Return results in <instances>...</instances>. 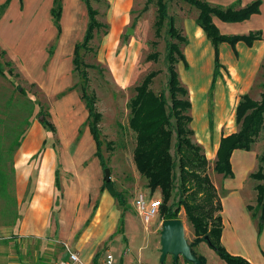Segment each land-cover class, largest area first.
<instances>
[{
  "label": "rangeland",
  "instance_id": "1",
  "mask_svg": "<svg viewBox=\"0 0 264 264\" xmlns=\"http://www.w3.org/2000/svg\"><path fill=\"white\" fill-rule=\"evenodd\" d=\"M146 1H91L92 7L98 12L97 19L107 24L108 28L106 32L101 30L95 34L90 43L91 52L79 51L83 62L91 66L85 69V77L74 72L71 63L72 46L82 41L88 21L80 2L78 16L75 14L76 24L67 29L71 40L63 45L61 61L54 58L58 41L50 42L55 36V28L45 16L35 25H29L30 20L27 17L18 19L15 15L16 35L10 38L4 36L0 40L1 48L7 51L2 54L0 48V73H3L0 74V155L4 159L6 172L9 173L13 166L18 149L15 143L27 133L32 124L41 121L42 118L38 114L40 111L49 113V120L52 122L54 113L60 110V105L66 103L71 106L72 115L77 120H82L86 116L84 102L79 99L82 88L87 95H95L96 111L102 116L99 131L105 168L110 170L114 190L122 193L126 199L127 210L125 216H122L118 235L101 245L97 252V260L110 253L114 258L113 264H128L137 260L146 264H160V231H155L159 213L156 219L146 225L136 214L132 202L138 192L161 201L162 197L159 191L151 194L146 180L135 170L132 161L134 134L127 127L129 101L135 94V86L152 71H159L151 85L154 92L163 91L167 80L164 29L162 37L157 38L154 31L156 7L151 4L143 11ZM16 2L18 5V0ZM64 2L66 8H73L76 0ZM165 2L169 15L175 18L177 26L182 29V35L187 39V45L182 48L186 66L179 62L176 65V73L179 82L188 92L191 104L192 140L208 160L209 175L225 201L226 213L234 215L241 211L254 212L255 187L258 182L252 179L251 175L257 171L258 157L264 151L262 134L250 150L237 149L232 152L231 178L216 174L213 171V163L221 137L238 129L235 113L241 97L247 95L254 101L260 99L261 85L264 82V57L254 61L250 50L252 46L248 47L243 43L246 47L244 46L238 54L236 45L233 48L227 43H222L223 46L220 44L221 48L219 45L217 50L222 68L214 80L216 52L203 30L196 24L198 11L181 0ZM235 2L223 5L209 1L212 6L223 8ZM242 3L240 0V5H236V8L243 6ZM72 15L69 14V18ZM62 31L64 37L66 27H63ZM223 34L230 35L226 32ZM61 37L62 35L59 39ZM46 51L53 54L52 58L40 68ZM151 52L158 54L156 61L148 60ZM9 62L11 65H7ZM40 70L44 73L51 71L50 76L47 74L41 78ZM61 70L66 73V81H62L63 77L56 76ZM70 98L72 101L68 102ZM69 118L65 116L64 120L68 121ZM64 120L58 121L63 131L67 129ZM67 126L69 127V124ZM107 143H110L108 148ZM103 183L102 172L101 184ZM175 195L173 191L168 205L176 200ZM248 204L252 210L248 209ZM3 207L4 202L0 198V211ZM177 219L183 221L185 238L189 244L192 243V228L183 210L178 213ZM64 250V245L57 242L53 236L37 241L0 239V264H55L66 258ZM193 251L203 261L206 259L200 252H209L217 257L205 242L193 246ZM172 260L171 256H167L163 264H171ZM178 261L182 262L183 259L178 258Z\"/></svg>",
  "mask_w": 264,
  "mask_h": 264
},
{
  "label": "trees",
  "instance_id": "2",
  "mask_svg": "<svg viewBox=\"0 0 264 264\" xmlns=\"http://www.w3.org/2000/svg\"><path fill=\"white\" fill-rule=\"evenodd\" d=\"M91 1L81 0L85 6L88 21L82 41L74 46L72 58L73 71L82 77L86 75L85 69L91 68V66L83 62L79 51L91 52L90 43L95 34L101 30L106 32L108 28L107 24L101 23L97 19L98 12L92 7ZM181 1L198 11L196 24L203 30L216 52L214 80L220 74L219 69L222 68L217 57L220 44L227 43L234 48L238 42H242L251 47L255 41L264 40L260 30L250 31L243 35L221 34L213 22V18L224 23L247 21L251 16L260 14L261 0H254L239 8H236V5H240V0H236L233 5L226 8L212 6L209 0ZM151 4L156 7L155 36L161 38L164 29L167 80L165 89L156 93L151 89V85L159 71L146 74L135 86V94L129 101L130 111L127 127L134 134L132 161L135 170L140 177L146 180V186L151 194L156 191L160 192L162 197L160 210L164 219H177L178 213L183 210L194 236L193 242L190 243L194 255L193 246L205 242L227 264H250L240 256L231 255L220 241L222 196L211 180L210 165L204 152L192 140L191 104L188 92L179 82L176 73V65L179 62L186 66L182 48L187 45V39L182 35V29L177 26L175 18L169 15L165 0H147L143 11L147 10ZM61 12L62 0H54L50 14L58 31ZM1 53L6 54L4 51ZM157 56L156 52H151L148 55V60L156 61ZM7 65H11V63L9 62ZM80 99L84 102L88 112L86 125L96 145L95 155L104 169L105 162L101 154L102 141L99 131L102 116L96 111V97L93 94L87 95L82 88ZM38 114L42 118L41 124L49 131L54 132L55 127L49 120L50 115L43 111ZM235 116L238 129L234 133L221 137L213 163V171L224 178L232 177L230 157L234 150H250L261 134L264 140V82L261 85L260 99L254 101L247 95L242 96L236 107ZM21 139L15 143L17 147L20 146ZM108 145L110 143L106 144L107 148ZM3 160L0 155V198L4 202V207L0 211V224L10 226L15 225L18 220L17 202L14 197V171L11 167L9 173L6 172ZM258 163L257 171L251 175V178L258 182L255 187L254 212L258 214L259 222L264 223V151L258 157ZM56 187L59 190L57 178ZM104 189H106L105 182L102 185V190ZM173 191H175L176 200L168 205ZM115 198L122 211L125 212L127 209L124 195L118 193ZM247 207L252 210L250 206ZM167 216L168 218H166ZM196 257L201 264H204L201 257ZM172 264L180 263L178 260H172Z\"/></svg>",
  "mask_w": 264,
  "mask_h": 264
},
{
  "label": "crops",
  "instance_id": "3",
  "mask_svg": "<svg viewBox=\"0 0 264 264\" xmlns=\"http://www.w3.org/2000/svg\"><path fill=\"white\" fill-rule=\"evenodd\" d=\"M53 1L18 0L17 5L16 0H0V40L4 36L10 38L16 35L15 20L17 18L27 17L30 20L29 25H35L42 16H45L49 18L55 28L53 32L55 36L50 42L58 41L54 58L61 61L63 45L71 40L67 29L76 24L78 2L82 4L85 14L86 9L81 0H76L73 8H66L65 0H62L58 31L50 14ZM209 1L227 5L236 0ZM241 1L245 6L254 0ZM261 2L260 14L251 16L247 21L224 23L213 18V22L222 34L226 32L230 35H243L250 31L260 30L264 37V0ZM71 13L73 15L69 18ZM63 27H66L64 37ZM60 35L62 37L59 39ZM76 44L72 46V55ZM244 46L242 42L236 44L238 54ZM1 49L5 53L7 52L3 48ZM250 50L254 61L263 58L264 40L255 41ZM52 55L51 52L46 51L39 67L41 68L44 62L51 59ZM40 72L41 78L47 74L50 76L51 73V71L44 73L41 70ZM222 73L224 74L223 70ZM65 74L61 70L56 76L63 77L62 81H66ZM41 78L35 79L40 80ZM67 101L71 102L72 99ZM84 108L86 116L82 120H77L72 115L71 106L64 103L60 105V110H56L58 112L53 115L51 123L55 127L54 132L49 131L39 121L37 124H32L21 139L12 166L18 220L15 225L0 224V239L37 241L47 236H53L57 242L67 245L70 250L76 252L86 264H93L97 260L98 248L118 235L119 225L126 211H122L115 196L102 190L101 174L104 169L95 155L96 145L86 125L88 112L85 105ZM65 116L70 117L68 121L64 120ZM59 119L65 121L66 130L60 129ZM56 178L59 181V190L56 187ZM221 203L222 232L220 241L222 246L231 255L240 256L250 264H264V223L259 222L258 214L241 211L229 215L226 213L225 201L222 198ZM248 206L251 205L248 204ZM159 216L155 227L157 233L161 230L162 222L165 220L161 210ZM199 254L205 257L204 264H227L212 253L202 254L200 252ZM179 263L188 264L184 261Z\"/></svg>",
  "mask_w": 264,
  "mask_h": 264
},
{
  "label": "water",
  "instance_id": "4",
  "mask_svg": "<svg viewBox=\"0 0 264 264\" xmlns=\"http://www.w3.org/2000/svg\"><path fill=\"white\" fill-rule=\"evenodd\" d=\"M131 31L128 32L130 34ZM103 178L106 189L112 196H117L111 183L109 168L103 170ZM207 240V238H206ZM160 264H163L167 256H171L173 261L182 258L189 264H201L199 259L192 253L191 246L184 235V224L180 219H170L162 222L159 233Z\"/></svg>",
  "mask_w": 264,
  "mask_h": 264
},
{
  "label": "built area",
  "instance_id": "5",
  "mask_svg": "<svg viewBox=\"0 0 264 264\" xmlns=\"http://www.w3.org/2000/svg\"><path fill=\"white\" fill-rule=\"evenodd\" d=\"M162 206L161 200L157 198H149L144 193L138 192L133 198V208L136 214L141 218L146 225L150 223L159 213ZM66 258L57 261L55 264H86L83 259L74 251L70 250L67 245H64ZM114 258L109 253L100 260H96L93 264H113ZM128 264H146L143 261L137 260Z\"/></svg>",
  "mask_w": 264,
  "mask_h": 264
}]
</instances>
